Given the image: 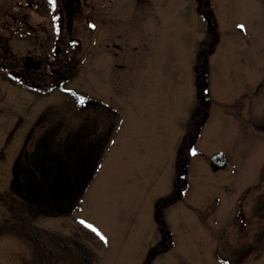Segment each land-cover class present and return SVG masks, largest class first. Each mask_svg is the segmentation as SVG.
Listing matches in <instances>:
<instances>
[{
    "label": "rangeland",
    "instance_id": "1",
    "mask_svg": "<svg viewBox=\"0 0 264 264\" xmlns=\"http://www.w3.org/2000/svg\"><path fill=\"white\" fill-rule=\"evenodd\" d=\"M23 1L26 30L40 39L50 17L36 6L45 2ZM83 1L72 16L57 18L62 41L73 38L64 87L78 96L35 95L0 74V264H224L211 255L219 235L232 237L233 255L245 253L255 226L226 230V221L264 157V129L263 137L257 130L264 119V0ZM15 4L0 0V12H17ZM29 43L16 42L10 55ZM201 88L206 93L197 95ZM183 148L188 190L166 204L182 182L176 159ZM38 151L57 156L74 188L84 162L80 178L88 181L68 215L41 213L10 190L13 165L31 167ZM213 153L228 164L212 171ZM253 187L240 210L246 206L257 222L264 211L253 215L252 208L264 201V178ZM262 248L260 240L237 263L264 264Z\"/></svg>",
    "mask_w": 264,
    "mask_h": 264
},
{
    "label": "flooded vegetation",
    "instance_id": "2",
    "mask_svg": "<svg viewBox=\"0 0 264 264\" xmlns=\"http://www.w3.org/2000/svg\"><path fill=\"white\" fill-rule=\"evenodd\" d=\"M15 1L17 4H15L16 7L14 5L13 8H18L17 12H10L11 10L8 12L2 10L0 12V14L6 16L7 18L3 20L0 16V24L3 26L6 33L4 35L0 34V74H2V77L7 82L13 84L16 88L23 89L25 91L28 90L35 95L44 93L49 96L57 90L69 92V89L64 87L65 82L68 80L67 72H65V70H69L67 69L69 60H72L73 57V38H70L65 42L62 41L64 40V35L60 32V28H58V24L60 23L58 22V19L72 16L75 12V8H78V6L80 7V0H74L73 3H70L71 0H61L64 10L59 8L58 0H55L54 4L52 0H42L45 4L43 5L40 3L36 6V8H40L43 15L47 17L49 16L50 20L48 25L49 28L44 27L40 30L42 35L40 39H38L37 36L36 39H34L31 37L30 32L26 30L28 27L26 16L24 13L22 14L19 12V9L22 10V5L20 3L22 0ZM26 2L27 0L23 1L24 4ZM83 3L86 6L90 5L87 0H84ZM13 41H15V43L18 41H29V44L32 46H26L24 53L15 57L9 53L14 48L15 43L13 44ZM63 43L64 45H62ZM71 94L74 95L73 93ZM258 126L259 124L257 125V130H260L261 128L262 134L260 135L263 137L264 119L262 121V125L260 127ZM262 143L264 144V142ZM261 159V165L260 167H257V171L252 174L250 178L248 177L243 180L244 185L239 188V194L233 198L234 205H232L231 209L228 210V219L226 221L228 222L226 230H232L234 224H240L243 226L247 224L248 226L249 223H253L256 228V232H254L251 236V240L246 242V248L241 246L245 249V253H236L234 255L232 253L234 245L233 239H231L232 237L229 238L226 235L222 237V235H219V243L214 246L211 253L215 261L224 264H238L237 262L242 260L244 257L253 255L251 248L254 247L260 240L263 245V253L259 254L258 257L260 256L262 257L261 259H264V215L259 214L258 218L262 221L251 222L248 220L247 207L245 206V209H243L244 211L240 210L243 208L241 206V202L244 200L245 196L252 191V189H254V184L256 185L257 182L263 180L264 178V157ZM58 172L63 173L60 167ZM182 174H184V172H182ZM62 176L63 175L61 174L60 176H55L54 178L57 179L59 177V179H61ZM56 179L52 190L54 198L58 200V198H60V189ZM71 180L73 181V177ZM245 180H247L246 183ZM181 185L183 184L181 183ZM188 186L189 182L187 179V188ZM257 197L258 196H255V198ZM260 201L262 203L258 205L259 207L255 206L252 208V206H250L252 208L253 215H256L257 212L261 210L264 211V201L262 199ZM249 228L250 227L247 229Z\"/></svg>",
    "mask_w": 264,
    "mask_h": 264
},
{
    "label": "trees",
    "instance_id": "3",
    "mask_svg": "<svg viewBox=\"0 0 264 264\" xmlns=\"http://www.w3.org/2000/svg\"><path fill=\"white\" fill-rule=\"evenodd\" d=\"M210 17L207 19L208 26H212V30L214 26L210 21ZM214 35V39L209 40L208 47L205 49V53L201 58H198L197 64L195 65V76L198 77L194 79V84H199V78H201V72L205 69L206 71V58L207 54L211 51L210 49L213 48V42L215 41V34L214 32H209V34ZM207 51V52H206ZM203 54V53H202ZM199 73V74H198ZM198 88V87H197ZM198 90V89H197ZM206 93L205 88H201V90L197 92V95H203ZM203 101V100H202ZM203 105V102H201ZM200 104V105H201ZM199 126V125H198ZM195 128L198 132V127ZM196 132V133H197ZM184 141H182L183 143ZM190 148L188 145L185 148L186 150ZM187 152H184V148L181 154V151L179 149L177 158L179 156V159H176V166H177V172L182 171V169L187 168L188 160ZM35 160L31 164V167L24 166V168H20V162H16L13 165L12 169V179L10 182V190L17 196H19L21 199L28 202L29 206H34V208H42L41 213L44 214H50L54 213L55 215H68L69 212L73 209V207L76 205L80 192L83 190V187L85 185V182L88 181V176L86 178H80L82 176V173L80 170L83 168V164H80V169L78 170L77 176H80L79 178H76L78 181L80 180V186L78 183L76 184V187L74 188V185L72 186L73 181L68 180L65 177L62 176L61 179L59 177L56 179L55 176L63 175L64 173L58 172L59 164L57 162V156L55 155H41L39 154V151L36 152L34 156ZM181 158V159H180ZM53 161V162H52ZM82 165V166H81ZM186 171V169L184 170ZM177 173V177H178ZM56 182L59 185L60 189V198L58 200L54 198L52 187ZM72 179V178H71ZM180 179V177H179ZM72 181V182H71ZM173 191L171 195H168L165 200L166 204H170L176 199L177 193H180L184 190H186L185 185H178L173 186ZM180 194H178L177 197H180ZM66 203L64 206L63 203ZM38 209V210H39ZM157 205H156V212L157 213ZM157 216V215H156Z\"/></svg>",
    "mask_w": 264,
    "mask_h": 264
},
{
    "label": "water",
    "instance_id": "4",
    "mask_svg": "<svg viewBox=\"0 0 264 264\" xmlns=\"http://www.w3.org/2000/svg\"><path fill=\"white\" fill-rule=\"evenodd\" d=\"M226 164V157L220 153H214L209 157V167L212 171L223 168Z\"/></svg>",
    "mask_w": 264,
    "mask_h": 264
},
{
    "label": "snow or ice",
    "instance_id": "5",
    "mask_svg": "<svg viewBox=\"0 0 264 264\" xmlns=\"http://www.w3.org/2000/svg\"><path fill=\"white\" fill-rule=\"evenodd\" d=\"M52 2L54 4L55 3V0H52ZM93 27H94V25H93ZM238 27L241 28V29H243L244 28V25H238ZM79 102L80 103H84V99L81 98ZM193 155H195V150H193ZM87 227H89L93 232H95L100 237V239L104 240L105 243H107V238L105 236H103L97 228H95L91 224H88Z\"/></svg>",
    "mask_w": 264,
    "mask_h": 264
}]
</instances>
